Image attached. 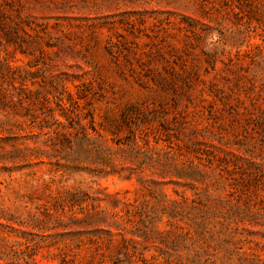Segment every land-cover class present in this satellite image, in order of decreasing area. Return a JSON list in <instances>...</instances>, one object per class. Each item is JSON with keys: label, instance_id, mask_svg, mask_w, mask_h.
<instances>
[{"label": "rangeland", "instance_id": "obj_1", "mask_svg": "<svg viewBox=\"0 0 264 264\" xmlns=\"http://www.w3.org/2000/svg\"><path fill=\"white\" fill-rule=\"evenodd\" d=\"M0 264H264V0H0Z\"/></svg>", "mask_w": 264, "mask_h": 264}]
</instances>
